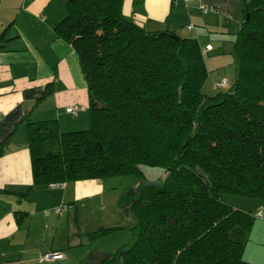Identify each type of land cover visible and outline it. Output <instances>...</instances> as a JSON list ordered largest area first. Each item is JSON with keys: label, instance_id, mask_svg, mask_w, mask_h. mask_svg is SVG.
<instances>
[{"label": "trees", "instance_id": "trees-1", "mask_svg": "<svg viewBox=\"0 0 264 264\" xmlns=\"http://www.w3.org/2000/svg\"><path fill=\"white\" fill-rule=\"evenodd\" d=\"M123 1L65 4L54 30L78 56L90 127L63 133L56 120L26 123L32 186L126 175L140 184L141 165L160 168L169 178L144 188L131 212L136 187L122 194L132 236L104 263L122 253L125 264H251L243 251L254 216L222 196L264 203V0H244L235 83L211 96L197 39L147 31L123 15Z\"/></svg>", "mask_w": 264, "mask_h": 264}, {"label": "crops", "instance_id": "crops-1", "mask_svg": "<svg viewBox=\"0 0 264 264\" xmlns=\"http://www.w3.org/2000/svg\"><path fill=\"white\" fill-rule=\"evenodd\" d=\"M67 1L0 0V143L12 134L0 156V264H105L127 244L126 238L114 237L127 234L124 221L133 218L119 203L122 194L107 188L108 178L67 182L63 187L32 186L26 123L56 120L63 133L90 127L88 91L78 56L54 30ZM243 3L124 0L122 13L147 31L196 38L205 55L214 51L212 42L233 52ZM206 45L211 50L205 52ZM67 106H79L81 111L73 117L66 113ZM61 205L67 209L60 215L51 213ZM231 205L254 216L243 259L264 264V219L255 217L264 212V203L246 198ZM100 213L105 220L96 218ZM101 228L120 230L88 238ZM47 252L62 257L39 263V256Z\"/></svg>", "mask_w": 264, "mask_h": 264}, {"label": "rangeland", "instance_id": "rangeland-1", "mask_svg": "<svg viewBox=\"0 0 264 264\" xmlns=\"http://www.w3.org/2000/svg\"><path fill=\"white\" fill-rule=\"evenodd\" d=\"M186 37L189 36L187 35ZM212 44L214 46V51L210 54H205V64L209 71V76L204 84L203 93L208 96L214 95L218 91H226L227 88H217L215 85L223 78L227 80L229 86L233 85L238 71L237 61L233 52H231L226 45H224L223 48H220L215 42H212ZM139 169L142 171L145 180L155 181L163 179L164 171L160 168L141 165ZM108 180L109 181L106 183L107 188H111V186L114 187L116 194H123L128 188L137 187L139 182V178L136 175L116 176L108 178ZM222 200L231 205L232 203L239 204V202L245 201L246 198L233 194H224ZM103 215L104 214L101 213L97 214L96 218H98V220H105V216ZM85 218L88 219L89 216L87 215ZM133 224V219L130 221H124L123 226L127 234L124 233L122 235H117L114 238L118 239L124 237L127 239L126 243H128L132 236L130 229ZM87 236L90 238V233Z\"/></svg>", "mask_w": 264, "mask_h": 264}, {"label": "built area", "instance_id": "built-area-1", "mask_svg": "<svg viewBox=\"0 0 264 264\" xmlns=\"http://www.w3.org/2000/svg\"><path fill=\"white\" fill-rule=\"evenodd\" d=\"M191 28V26L189 27V29ZM208 50H211V46L210 45H206L205 46V52L208 51ZM217 86L218 87H221V88H229L228 86V83H227V80L226 79H221L218 83H217ZM65 111L66 113H68L69 115L75 117L78 115V113L81 111V107L79 106H67L65 108ZM52 187H63L64 184H53L51 185ZM67 209V206L66 205H61V206H58L56 208H54L52 210L51 213L55 214V215H60L63 211H65ZM46 214H49L50 211L49 210H46L45 211ZM255 217L257 218H260V219H264V212H258ZM62 255L61 253L59 252H47V253H44L42 255L39 256L38 258V262L39 263H50V262H53L55 260H59L61 259Z\"/></svg>", "mask_w": 264, "mask_h": 264}, {"label": "water", "instance_id": "water-1", "mask_svg": "<svg viewBox=\"0 0 264 264\" xmlns=\"http://www.w3.org/2000/svg\"><path fill=\"white\" fill-rule=\"evenodd\" d=\"M250 1L251 0H247V3H249ZM247 17H246V19H247ZM170 36L177 39V36H175L174 34H171ZM168 178H169V174H167L161 180H155V181L144 180L140 184H138V186L136 187V190H135V195L133 197V200H132V202L128 206V211L131 212L132 207H133V204L139 200L140 195H141V193H142V191H143L144 188H146V187L161 186V185H163L167 181ZM116 264H125L122 253H120L118 255V257H117V263Z\"/></svg>", "mask_w": 264, "mask_h": 264}]
</instances>
